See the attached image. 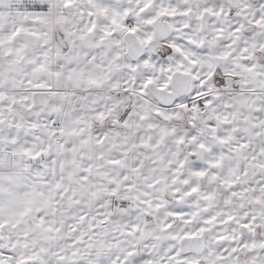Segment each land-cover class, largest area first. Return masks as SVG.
Wrapping results in <instances>:
<instances>
[{
  "label": "snow or ice",
  "instance_id": "obj_1",
  "mask_svg": "<svg viewBox=\"0 0 264 264\" xmlns=\"http://www.w3.org/2000/svg\"><path fill=\"white\" fill-rule=\"evenodd\" d=\"M0 264H264V0H0Z\"/></svg>",
  "mask_w": 264,
  "mask_h": 264
}]
</instances>
